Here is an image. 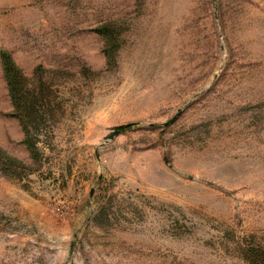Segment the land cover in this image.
<instances>
[{
	"label": "rangeland",
	"instance_id": "obj_1",
	"mask_svg": "<svg viewBox=\"0 0 264 264\" xmlns=\"http://www.w3.org/2000/svg\"><path fill=\"white\" fill-rule=\"evenodd\" d=\"M1 50L44 69L33 152ZM0 148V264H252L264 0H0Z\"/></svg>",
	"mask_w": 264,
	"mask_h": 264
},
{
	"label": "trees",
	"instance_id": "obj_2",
	"mask_svg": "<svg viewBox=\"0 0 264 264\" xmlns=\"http://www.w3.org/2000/svg\"><path fill=\"white\" fill-rule=\"evenodd\" d=\"M107 29V26L102 27ZM98 27L96 30L102 32ZM107 60L109 63L108 51ZM1 65L4 73V78L6 82V87L8 95L12 104L14 111H16L17 116L22 124V127L26 133V138L24 139L29 148L33 151L34 146L29 144L30 136V124L35 120L40 112L41 108H44L48 103L49 95L46 92V82L43 79V67L42 65L37 66L32 76H27L22 69L16 64L12 56L7 50H1ZM134 123H126L116 127L117 132H122L129 127L133 126ZM16 164H22L16 158L4 154V151L0 148V170H3L8 174H13L16 171ZM252 260V264H264V252L262 257Z\"/></svg>",
	"mask_w": 264,
	"mask_h": 264
},
{
	"label": "water",
	"instance_id": "obj_3",
	"mask_svg": "<svg viewBox=\"0 0 264 264\" xmlns=\"http://www.w3.org/2000/svg\"><path fill=\"white\" fill-rule=\"evenodd\" d=\"M175 117H172L168 122H171L174 120ZM115 134H117V130H113L112 133L109 135V138H112Z\"/></svg>",
	"mask_w": 264,
	"mask_h": 264
}]
</instances>
